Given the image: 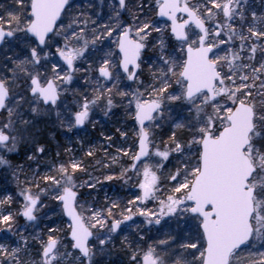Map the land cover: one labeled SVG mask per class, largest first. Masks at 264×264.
Returning <instances> with one entry per match:
<instances>
[{
    "label": "snow or ice",
    "instance_id": "6c2138e0",
    "mask_svg": "<svg viewBox=\"0 0 264 264\" xmlns=\"http://www.w3.org/2000/svg\"><path fill=\"white\" fill-rule=\"evenodd\" d=\"M74 2L0 5V169L12 171L23 201L13 211V197L0 198V264H108L117 242L126 257L119 264H264V0L259 9L251 0H100L96 19L73 14ZM77 73L84 91L73 93L75 110L64 104L65 114ZM100 106L105 117L122 108L134 140L107 163L95 159V147L84 157L119 166L104 182L134 183L139 194L127 206L107 193L98 206L93 192L104 183L84 158L59 160L57 152L42 175L19 180L24 166L8 153L23 148L37 163L48 155L39 117L55 112L72 132L95 123ZM105 140L111 147L113 137ZM79 173L89 178L79 181ZM44 197L56 202L64 227L49 218L46 239L32 236L35 259L17 218L38 227ZM137 214L149 228L132 229ZM154 226H167L166 238L147 235Z\"/></svg>",
    "mask_w": 264,
    "mask_h": 264
},
{
    "label": "rangeland",
    "instance_id": "374dc122",
    "mask_svg": "<svg viewBox=\"0 0 264 264\" xmlns=\"http://www.w3.org/2000/svg\"><path fill=\"white\" fill-rule=\"evenodd\" d=\"M253 7H260V0H251ZM100 0H75L73 3V9L74 12H79L80 10H85L88 15L92 17V19H96L97 17L94 15L95 12L101 11L99 8ZM93 5V7H89V5ZM73 12V13H74ZM104 13L108 12L107 7L105 6L103 9ZM107 15L104 16V20L101 21V23L107 22ZM67 22V21H66ZM147 55H153L151 51L146 53ZM257 56H259V53H257ZM8 76H11V73H8ZM83 83L82 80V74L77 73L76 78H74V82L72 85L69 86V91L66 95V98H64V103L61 104L60 110L67 112V110L64 108V104H67L69 108L72 110H75V104L73 102V93L77 90L84 91L83 88H79V85ZM88 91H91V88L88 89ZM119 99V98H117ZM102 107H97L92 113H91V120L95 123H87L86 126L83 129H73L72 132H68L66 130V127L60 126V121L57 120L55 112H53L50 116H43L39 117L36 122L35 130L38 132H42L43 137H45L46 140H48V155L42 156L39 158V162H31V166L29 168V171L27 173H24L25 175L19 174V171H17V175L19 177L20 181H24L27 178H31L34 174V172L38 171L41 175L47 171L46 162H56L57 161V152H59V160H67L69 156H73L76 159L84 158L86 162L90 165L89 172L92 173L93 176L98 177L103 183L104 187L101 188V186L98 184L97 189L98 192H93V196H99L98 200L101 202H98V206L100 204L104 203V197L105 193H107L108 197L112 199H119L122 197V204L127 206V202L130 199H134L135 195L139 194L138 189L134 186L133 182H129L128 184H124L123 181L119 182L120 180H113V181H103L104 175H119L120 168L119 166H113L111 169H105L101 166H98L95 164V160L84 157V153L91 147H95L97 149L96 152V160H104L106 163L109 162L110 156L117 155L116 149L118 147L123 148H129L134 140L132 127L133 122L128 121L127 118L124 115V110L120 107L114 108L112 111L115 113L114 115H111L110 117H105L102 111ZM7 118V112L3 111L0 112V123H3ZM117 128H120L123 131H126L128 133V139L125 141L122 139L119 135V132H117ZM56 135V136H55ZM112 136V146L109 147V142L105 140L106 136ZM38 137H41L39 134ZM37 137V138H38ZM71 148L72 151L70 153H66L65 149ZM105 149L110 154L108 158L105 157ZM122 163L124 166H127L131 163L130 159L127 157H124L122 159ZM8 174V173H7ZM9 180L12 182V190L11 188H7L6 185L0 186V198H3L5 196L11 195L13 197L14 203L11 205V208L13 211L17 210L20 207V204L23 202L22 197H18L17 193L19 191L17 179L13 177V174L11 171H9ZM79 181L87 180L89 177L86 174L79 173L78 174ZM78 181V182H79ZM118 181V182H117ZM125 185L126 187V193L121 196L118 193L115 192L114 188H118V185ZM41 187H44L43 183H41ZM7 189V191H5ZM32 190L36 191L37 189L35 186H32ZM82 191H87V189H83ZM100 198V199H99ZM44 202L47 205V208L41 209V213L47 212V216L44 217L43 220L38 222V227L34 226H28L27 228H24V226L27 224V222L22 217L17 218V224L21 226V229L23 230V233L25 236L29 238V243L33 246L31 249L32 256L35 259H39V257L36 255V251L39 248V245L32 240V236H34L37 232L45 234L44 238L46 239V233H47V224L49 218L52 220H56L57 224L53 225L54 227H61L63 228L64 225L59 222V219L56 215L57 212H59V209L54 208L55 201H51L49 197H44ZM146 207L149 209L155 208L156 204L152 201L146 202ZM129 224L132 225V229H135V226L138 224L140 225L141 229H147L150 226L146 225L144 223V218L139 216L138 214L133 217V222H129ZM154 226L153 231L150 233H147V235H151L153 237L157 238H166L163 235V232L167 229V226L165 228L161 229L159 233L155 231ZM172 229H176V223L172 222L171 225ZM2 234V233H0ZM58 235L63 236V233H58ZM66 239V238H65ZM112 256V255H111ZM99 258V257H98ZM109 258V257H106ZM126 260V259H125ZM119 264V263H118Z\"/></svg>",
    "mask_w": 264,
    "mask_h": 264
},
{
    "label": "trees",
    "instance_id": "16d2710c",
    "mask_svg": "<svg viewBox=\"0 0 264 264\" xmlns=\"http://www.w3.org/2000/svg\"><path fill=\"white\" fill-rule=\"evenodd\" d=\"M0 5H2V4L0 3ZM39 134L41 135V137H38V139L47 148L48 147V140H46L45 137H43L42 132H39ZM7 157L12 161L13 165L23 164L24 171L23 172L19 171V174L25 175L24 173H27L29 171V168H30L29 165L31 166L32 161H27L26 157L23 155V148L20 149V155H17L16 153H8ZM9 171H11V170L0 169V186L6 185L7 188H11V190H12V182H11V180H9V177H8ZM27 175H28V173H27ZM119 182H121V181H119ZM114 189H115V192L121 196H123L126 193V187L124 184L123 185L119 184L118 188H114ZM97 196H99V195L97 194ZM119 200L122 202V197H120ZM98 202L101 203L99 200H98Z\"/></svg>",
    "mask_w": 264,
    "mask_h": 264
},
{
    "label": "flooded vegetation",
    "instance_id": "af4514ba",
    "mask_svg": "<svg viewBox=\"0 0 264 264\" xmlns=\"http://www.w3.org/2000/svg\"><path fill=\"white\" fill-rule=\"evenodd\" d=\"M0 3L5 6H10L11 0H0ZM256 8L259 9V7ZM73 14L76 13L74 12ZM118 249H119V244L117 242V250L112 254V256H110L109 258L104 257V260L107 261L108 264H110L111 261H117L118 264L120 259H126V257H124V254L120 252Z\"/></svg>",
    "mask_w": 264,
    "mask_h": 264
}]
</instances>
